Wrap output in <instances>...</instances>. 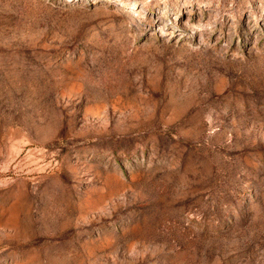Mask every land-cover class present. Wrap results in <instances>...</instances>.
Masks as SVG:
<instances>
[{"label":"rangeland","instance_id":"obj_1","mask_svg":"<svg viewBox=\"0 0 264 264\" xmlns=\"http://www.w3.org/2000/svg\"><path fill=\"white\" fill-rule=\"evenodd\" d=\"M0 264H264V0H0Z\"/></svg>","mask_w":264,"mask_h":264}]
</instances>
